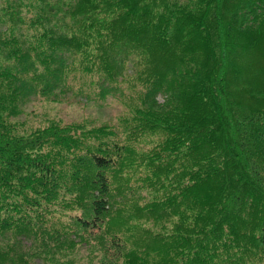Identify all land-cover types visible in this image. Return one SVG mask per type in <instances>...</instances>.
<instances>
[{"label":"trees","instance_id":"trees-1","mask_svg":"<svg viewBox=\"0 0 264 264\" xmlns=\"http://www.w3.org/2000/svg\"><path fill=\"white\" fill-rule=\"evenodd\" d=\"M0 264H264V0H0Z\"/></svg>","mask_w":264,"mask_h":264},{"label":"rangeland","instance_id":"rangeland-1","mask_svg":"<svg viewBox=\"0 0 264 264\" xmlns=\"http://www.w3.org/2000/svg\"><path fill=\"white\" fill-rule=\"evenodd\" d=\"M252 73L254 66L250 65ZM90 78L77 76L74 80V88L82 89L84 94L90 95V100H85L82 95L75 96L67 92L60 102L49 101L41 97L32 99L22 107L18 117L8 119L9 122L17 123L19 132H28L36 127L46 126L52 119L61 123H81L83 119L92 123L109 122L115 124L117 117L124 111V105L118 102L113 95L105 98L97 93V87L90 86Z\"/></svg>","mask_w":264,"mask_h":264}]
</instances>
